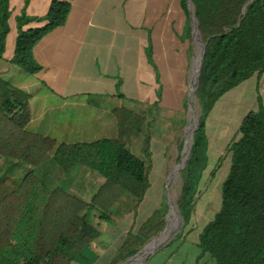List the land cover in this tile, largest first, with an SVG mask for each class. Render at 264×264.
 Returning a JSON list of instances; mask_svg holds the SVG:
<instances>
[{
	"label": "trees",
	"instance_id": "1",
	"mask_svg": "<svg viewBox=\"0 0 264 264\" xmlns=\"http://www.w3.org/2000/svg\"><path fill=\"white\" fill-rule=\"evenodd\" d=\"M249 1L191 0L206 51L194 98L198 128L190 159L180 175L176 202L186 225L195 211L199 182L208 167L209 115L229 91L264 75V0H256L243 17V7ZM181 3L189 15L187 1ZM69 10L67 1L51 0L43 18L19 15L10 63L25 74L37 73L41 67L33 59V48L66 23ZM9 17V0H0V59ZM32 22L43 25L25 28ZM29 101L26 91L0 77V264H73L100 236L92 225L94 217L110 223L137 213L150 188L152 140L145 132L150 123L142 112L115 108L116 137L58 143L27 130ZM134 139L141 144L140 157L131 153ZM227 153L231 155L230 169L221 185L220 209L199 234L200 253L195 264H264L263 102L243 117ZM49 155L62 171L80 166L101 178L102 184L88 200L70 191L50 189L33 172ZM7 166L17 177L3 173ZM177 182V176H172V196ZM167 211L163 202L139 227L132 224L109 264L134 256L156 237L164 228ZM177 219L178 215L169 222L170 235Z\"/></svg>",
	"mask_w": 264,
	"mask_h": 264
},
{
	"label": "crops",
	"instance_id": "2",
	"mask_svg": "<svg viewBox=\"0 0 264 264\" xmlns=\"http://www.w3.org/2000/svg\"><path fill=\"white\" fill-rule=\"evenodd\" d=\"M64 1L70 5L66 23L35 45L32 56L41 69L28 75L10 63L17 37L15 19L22 13L43 18L51 0H9V32L0 59V77L30 95L28 125L49 117L51 110L60 115L67 109L96 108L89 115L96 130L93 138L107 132L102 124L107 116L111 139L117 135L112 109L124 107V103H129L130 110L144 114L152 109L168 113L180 108L194 49L191 18L181 0ZM42 25L32 22L25 28ZM42 94L49 105L40 111L35 101ZM131 217L99 223L103 227L100 236L107 234L119 244L106 264L122 245L133 222ZM190 235L188 232L165 245L145 264H190L189 254L195 256V264L200 253L199 233L196 237ZM109 239L105 243L98 238L92 245L103 254L109 250ZM79 257L73 264L88 262L83 254Z\"/></svg>",
	"mask_w": 264,
	"mask_h": 264
},
{
	"label": "rangeland",
	"instance_id": "3",
	"mask_svg": "<svg viewBox=\"0 0 264 264\" xmlns=\"http://www.w3.org/2000/svg\"><path fill=\"white\" fill-rule=\"evenodd\" d=\"M193 48L187 82H189L192 76L193 64L198 55V44L195 41H193ZM7 82L9 83L10 80ZM187 92L188 83L184 93L181 95V97L183 96V100L179 104L180 108L177 107V109H172L168 113L161 109H152L147 110L144 114L150 123V125L145 128V132L148 133L152 140V170L149 178L150 188L143 202L139 205L135 215L127 216H133L131 218H133L132 224L135 228L139 227L141 223L149 218L150 215L155 210L159 209L163 202H165L166 180L180 162L185 135L188 137V131L185 129L189 120L186 107ZM258 100L264 103V75L260 78L254 76L248 81L240 84L238 87L225 94L216 103L206 123L208 167L203 172L199 182L195 211L190 222L187 225L184 224L183 228L176 236L169 240L167 244L188 232H190V236L196 237L198 233L200 234L202 228L208 222L212 221L216 212L219 211L221 205V185L230 169L231 155L227 153V146L234 138L243 117L247 113L257 110L259 104ZM35 103L40 106V111L43 110L42 107L49 105L47 104L48 100L43 98V94L39 96V99L35 101ZM193 106L198 119L199 113L195 100L193 101ZM124 107L131 109L129 103H124ZM94 111H96V108L95 110L89 108L77 110L67 109L59 115L55 110H51L49 117H43L41 120L29 124L27 130L51 138L58 143L66 144L81 142L91 143L101 139H108L110 137V127L109 117L107 116L102 120V124L107 132H105L102 137L93 138L96 134V130L95 126L90 124V117ZM110 118L113 122L114 117ZM61 121H66L68 123H61ZM70 123H74L75 125H70ZM237 139L238 137L236 140ZM130 149L131 153L135 156H141V144L139 139H134L132 141ZM51 155L47 156L38 166L33 168L34 174L43 180L50 189L59 188L65 192L70 191L85 200L90 199L96 189L102 184L103 180L94 173L83 171L80 166L75 167L69 172H64L54 163ZM0 164V166L3 165L2 163ZM26 169H30V167H26ZM10 170L12 169H9L8 166L4 167L3 173L17 177V172L15 170ZM212 172H214L213 177L211 176ZM180 185L181 180L178 179L177 184L174 185V190L176 191L174 198L175 202H177ZM172 186L173 184H170L168 180L169 190H171ZM179 221L180 216H178L177 225H175L176 229L180 228ZM100 222L102 221H98V219L94 217L92 225L98 231L102 232L103 227L99 224ZM99 238L102 242H105L109 239V236L104 234L99 236ZM187 241L189 242L190 240ZM149 242H151V240ZM109 243V250L103 254L96 251L94 245L86 248L82 254L83 258L87 259L88 262L84 264H106L108 261L107 257H112L111 254H113V251L117 248V245H119L117 242H112L111 239H109ZM184 248L190 249L191 252L195 251L194 248H190V246ZM79 258L80 257H78V259ZM194 258L195 256H193V254H189L187 261H190V259L193 261ZM192 261L190 264H193Z\"/></svg>",
	"mask_w": 264,
	"mask_h": 264
},
{
	"label": "water",
	"instance_id": "4",
	"mask_svg": "<svg viewBox=\"0 0 264 264\" xmlns=\"http://www.w3.org/2000/svg\"><path fill=\"white\" fill-rule=\"evenodd\" d=\"M187 1V7L189 10V15L191 18V26H192V40L197 42L198 44V55L194 61L193 64V72H192V76L188 82V92L186 95V103H187V113L189 115V120H188V125L187 127H192L191 131L189 132L190 135V140L187 141V137L185 135V141H184V147L181 153V157H180V162L178 163V165L175 167L174 172H172L167 180H166V184H165V203L167 205L168 211L166 214V218H165V225L163 230L156 236L154 237L151 242H149L148 244L152 243V242H156L157 239L162 236V234L165 232L167 224H168V220L170 218L171 215V205L169 202V194H168V180L169 178H171L173 175L177 176L178 179H180V175L181 172L184 170V168L186 167V164L188 162V160L190 159L191 156V145L193 142V135L195 130L198 128V119L196 117L195 114V108L193 106V101L195 98V93L198 87V83H199V75L202 69V65H203V60L205 57V51H206V44L202 41L201 38V34L199 32V23L198 20L196 19L193 10H192V4H191V0H186ZM256 0H250L249 2H247L242 10V14L243 17H245L246 12H247V8L252 5ZM195 63H196V67H195ZM195 69V70H194ZM185 128V129H186ZM175 206L177 208L176 202H175ZM177 214L179 216V211L177 209ZM180 228H177L176 231H174L170 236H168L167 238H165L164 240H162L160 243L153 245V247L146 253L145 257L143 258L142 262L139 264H145L149 258L158 250H160L162 247H164L167 242L169 240H171L174 236H176V234L183 228L185 222L183 219L180 218ZM146 244L140 251H138L134 256L121 261L117 264H130L139 254H141L147 247Z\"/></svg>",
	"mask_w": 264,
	"mask_h": 264
},
{
	"label": "bare ground",
	"instance_id": "5",
	"mask_svg": "<svg viewBox=\"0 0 264 264\" xmlns=\"http://www.w3.org/2000/svg\"><path fill=\"white\" fill-rule=\"evenodd\" d=\"M195 67H196V63H195ZM195 70V69H194ZM191 129H192V127H187L186 128V131H191ZM189 132H188V137H187V141H189L190 140V135H189ZM174 168V167H173ZM174 172V171H173ZM178 178V177H177ZM170 179L171 178H169V182H170ZM175 190H174V192H173V196L171 195V193H170V190H169V188H168V194H169V202H170V205H171V215H170V218H169V220H168V224H167V227H166V230H165V232L162 234V236H160L158 239H157V241L156 242H152L149 246L147 245V249L146 250H144L143 251V253H141V254H139L130 264H136L138 261H140L141 260V262H142V260H143V258L145 257V255H146V253L153 247V245H155V243L156 244H158V243H160L162 240H164L165 238H167L168 236H170V232H168V229H169V222H171V220H172V217H174V219L176 218V216L178 215L177 214V208H176V206H175ZM168 232V233H167ZM140 262V263H141Z\"/></svg>",
	"mask_w": 264,
	"mask_h": 264
}]
</instances>
